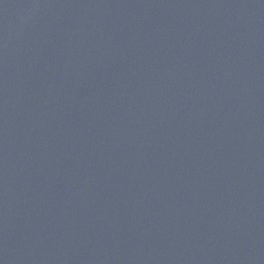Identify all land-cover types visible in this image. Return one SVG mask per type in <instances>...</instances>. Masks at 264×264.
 Returning a JSON list of instances; mask_svg holds the SVG:
<instances>
[{
    "label": "water",
    "instance_id": "water-1",
    "mask_svg": "<svg viewBox=\"0 0 264 264\" xmlns=\"http://www.w3.org/2000/svg\"><path fill=\"white\" fill-rule=\"evenodd\" d=\"M0 264H264V0H0Z\"/></svg>",
    "mask_w": 264,
    "mask_h": 264
}]
</instances>
